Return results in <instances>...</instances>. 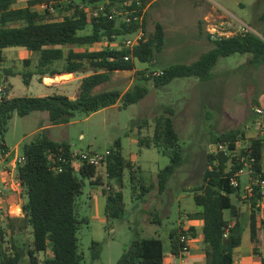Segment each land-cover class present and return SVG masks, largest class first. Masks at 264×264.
<instances>
[{
  "label": "trees",
  "instance_id": "1",
  "mask_svg": "<svg viewBox=\"0 0 264 264\" xmlns=\"http://www.w3.org/2000/svg\"><path fill=\"white\" fill-rule=\"evenodd\" d=\"M148 2L149 0H108L105 12L98 11V15L94 17L93 12L96 10L91 12L84 7L106 3L104 0H58L57 3L30 0L25 7H15L16 0H0V63L4 61L5 49L21 47L39 56L36 71L29 78L33 74L53 77L91 72L82 80L74 99L62 94L9 98L10 86L6 84V80L0 79V86L5 93L0 98V157L9 152L5 135L14 113L25 117L37 111L47 112L51 125L56 126L68 123L75 114L89 116L118 103L126 109L148 95V88L142 84L125 93L118 90L96 93L97 88L109 82L115 72L133 71V60L153 63L156 56L163 51V25L157 23L155 32L149 37L143 31L144 23L140 18ZM39 6L44 7L43 12L38 9ZM52 11H57L60 18H53ZM116 12L128 13L130 22H121L118 26ZM259 20L264 22V10L259 15ZM140 29L145 34V40L133 49L107 48L76 52L70 48L67 54L64 50L68 46H89L101 42L104 37L109 40L116 37L127 38ZM259 34L261 37L248 33L211 41L212 49L192 64L172 65L162 70L160 75H154L153 72L151 76L143 79L152 80L156 88H162L177 78L197 77L207 80L221 58L236 53H249L252 55V63H264V30ZM125 56H130V60L125 61ZM59 63H62V67ZM24 81L28 83L26 75ZM170 113H173L172 109ZM49 134V130H42L30 142L23 144L24 161L19 163L15 174L24 200L23 217L14 218V221L10 219L9 222L15 224L9 223V227L13 233L28 234L31 237L27 252L30 264H87L78 237L80 230L89 222L86 217L81 216L78 204L85 180L102 187L104 176L108 180V190L111 191L106 195L105 217L110 221L107 228L113 229V221L120 219L125 212L123 179L126 170H131L132 164L122 155L120 140L108 149L110 155L106 164L95 167L79 157H73V150L67 141H55ZM213 142L227 145L229 155L207 154L202 182L184 191L193 194L199 210L195 216L204 221L202 232L206 244V264H234V251L241 245L244 228L238 220L239 213L231 199L240 186L233 187L231 178L240 182L239 176H236L244 168L240 159L249 158L245 146L250 147V158L254 160L253 172L264 175V139L253 138L241 145L236 134L228 131L216 136ZM138 144L157 149L170 158V164L158 173V192L163 194L171 177L185 163L180 134L175 128L173 117H158L152 138H139ZM99 170L105 171L104 176ZM153 188L154 185L143 187V192L148 194ZM242 201L251 204V239L257 243L258 223L264 226V219L259 221L257 218V212L260 211L258 205L264 203V196L257 191L253 197ZM226 210L230 211L233 218H237L232 226L225 219ZM194 233L193 229L171 230V252L179 254L185 245L182 237H190ZM6 235V230L0 226V264H22L24 254L20 250H14L12 254L9 252L5 246ZM100 249L99 242L92 243L93 260L100 258ZM40 254L45 255L42 261L38 258ZM164 258L165 250L161 239L135 237L127 244L117 264H164Z\"/></svg>",
  "mask_w": 264,
  "mask_h": 264
},
{
  "label": "rangeland",
  "instance_id": "2",
  "mask_svg": "<svg viewBox=\"0 0 264 264\" xmlns=\"http://www.w3.org/2000/svg\"><path fill=\"white\" fill-rule=\"evenodd\" d=\"M28 1L30 0H17V7L26 6ZM104 2L106 3L87 5L84 8L91 12L94 10L105 12L108 0ZM38 9L43 12L40 6ZM263 10L264 0L156 1L147 11L143 10L140 20L143 19V31L147 37L155 32L157 23L164 26L163 51L156 56L153 63L133 60L135 71H118L111 81L96 90V93L112 90L124 93L142 84L148 88V95L126 109L118 103L117 107L102 109L89 116L75 114L68 123L51 129L49 135L53 140L67 141L73 150L79 152H104L114 147L115 142L120 140L122 155L132 164L131 170H126L123 179L125 212L120 219L113 221V229L107 228L110 221H107L103 212L107 192L111 191L108 190L110 185L104 176L105 171L99 170L104 176L103 187L85 180L83 194L78 204L81 216L86 217L89 222L80 230L78 237L87 264H117L127 244L135 237L161 239L167 254L171 230L178 229L179 220L184 215L188 216V220L192 219V211L197 208L193 194L184 190L202 182L207 154L212 151L215 137L233 131L241 145L250 140L249 130L254 128L250 119L255 116L254 109L264 106V63H252L251 54L236 53L221 58L207 80H200L197 77L177 78L162 88H156L152 80L143 78L172 65H190L209 52L213 44L206 39L204 27H207L209 32L217 28L220 33L226 34L223 35L225 37L231 36L230 33L237 34L236 23L247 24L258 34L263 32L264 22L259 20ZM116 14L118 26L121 22L126 24L131 20L126 12ZM51 15L55 19L60 18L57 11H52ZM125 42V37H116L112 40L104 37L101 42L89 46H68L64 50L67 54L70 48L89 51L123 49ZM11 51L26 52L31 68L37 65L39 57L38 54L21 47H10L4 51L5 60L0 63L2 76L0 79L6 80V84L10 86L9 97H40L51 93L36 77L32 79L30 85L23 81L21 73L27 67L22 60L23 54H14ZM61 65L62 63H59L60 67ZM142 72H145L143 73L145 75ZM47 82L53 84L58 80ZM76 83L77 81L71 82L73 85ZM70 91L72 89L66 92ZM170 109L173 110L172 114ZM47 116V112L39 111L25 117L14 113L5 135V143L9 148V162L15 164V171L22 157L23 144L30 142L41 132L42 127L48 125ZM160 116L173 117L185 158V163L171 177L163 194L158 192V173L170 164V158L157 149L138 144L139 138L145 140L152 138L155 120ZM240 181L243 192L248 176L241 175ZM112 185L115 186L113 182ZM152 185L154 188L151 192L148 194L143 192V187ZM232 198L236 200V194ZM1 201L2 199L0 210L3 211L5 205ZM250 212L252 213V209L248 206L240 208L238 220L244 229L250 224ZM257 213L263 217L264 209L260 208ZM226 218H230L229 211L226 212ZM10 219L15 220L12 215L0 212V226H3L7 233L5 246L11 254L14 250H20L24 254L22 264H30L27 252L30 249L31 237L28 234L13 233L9 225L15 223L9 222ZM260 227L264 235V226L260 224ZM249 235L250 230L243 231L242 244L235 250L236 257H241L243 264H251ZM93 242L101 244L100 258L97 260L92 258ZM44 256V254L38 256L40 261Z\"/></svg>",
  "mask_w": 264,
  "mask_h": 264
},
{
  "label": "crops",
  "instance_id": "3",
  "mask_svg": "<svg viewBox=\"0 0 264 264\" xmlns=\"http://www.w3.org/2000/svg\"><path fill=\"white\" fill-rule=\"evenodd\" d=\"M156 1H158V0H149L146 11L151 6H153V4ZM15 7H17V0H16ZM203 29H205L204 31H205L206 39L211 44L210 34L208 31V28L204 27ZM4 51H3V56H4ZM74 51L84 52L85 50L79 48L77 50L75 49ZM90 51H96V50H90ZM11 52L14 54H16V53H19V54L22 53L23 54V57H22L23 63L27 65L26 70H24V72L21 73L22 77H23V81H24V75H26L28 78L27 85H30L32 79L34 77H36V79L39 82H41L42 84L47 86L48 90H50L51 93H48V95L62 94V95H67L71 99H74L76 91H77L79 85L81 84L82 80L85 77L90 75L89 73L88 74L72 73V74L56 75V76L51 77V76H41V75H36V74L34 75L33 74L32 78H29V75L31 73L35 72L36 64L33 66V68L30 67L31 64L29 65V63H27V62H29V60H28L29 58L27 57V53L24 51H11ZM250 59H252V56H250ZM4 60H5V57H4ZM133 71H135V69ZM123 72H125V71H123ZM11 76H12V74H11ZM54 79L58 80V82H55L53 84H52V82H47V81L54 80ZM112 79H113V76H112L111 80ZM73 81H77L76 85L71 84V82H73ZM68 89H72V91H70L69 93L66 92ZM48 95L43 94L40 97L48 96ZM9 98H12V97H9ZM260 102L263 103V101H260ZM117 105H115L113 107H117ZM47 117L49 119V114ZM254 117L250 119L254 125V128L252 130H249V135H248L249 139H252L255 136H257L258 131H259L258 125L256 123V118H254ZM60 126H62V125L52 126L50 123V120H49L48 125L45 127H42V129L40 131L47 129V130H49V132H51V129H54V128L60 127ZM58 142H61V141H58ZM71 150H73L72 147H71ZM73 151H75V150H73ZM9 158H10L9 152L5 156L0 157V190H2V193L0 194V199H2L1 202H3L5 205L3 211L0 210V212L10 214L14 218H22L23 217L22 204H23L24 200L22 199V196H21L20 184L15 179V174H16L15 164L10 163ZM262 170L264 172V153L262 156ZM246 184H245V186H246ZM244 189H245V187H244ZM235 194H236V200H233V198H232L233 195L231 196V199H232V203L236 206L238 213L240 211V208H246L247 206L251 208L250 203L243 202L241 199V197L244 194V191L243 192L241 191V181H240V189ZM96 199H98V195H97ZM105 204H103L104 205V210H103L104 216H105ZM258 207L261 209L262 208L264 209V203H260L258 205ZM227 211H229V210H226L224 213L225 219L229 222V225L232 226L236 223L237 218H233L230 214V218L227 219L226 218V212ZM196 213H199L198 208H196L194 211H192V215H193L192 219L189 218V220H188V216L184 215L179 220V227L178 228H182L184 231L193 229L195 232L193 236L187 237L189 240V252H188V254L184 255L183 257H180L178 254L177 255L173 254L171 252V242H170L169 251L167 254L165 252L164 264H206V261H207L206 244L204 243V237H203V232H202L204 221L201 217L200 218H199V216L196 217L195 216ZM257 218L260 221L261 219H264V216L262 217V215L257 213ZM261 229L262 228L260 227V225L258 223L259 242H257V243L253 242L251 239L250 224L248 227H245V229H244V230H250V235H249V237H250V252L249 253H250V256L252 258L251 264H262V259L264 258V250H263L264 235L262 234ZM241 244H242V242H241ZM238 248H236V249H238ZM234 264H243L241 257H239V256L236 257L235 251H234Z\"/></svg>",
  "mask_w": 264,
  "mask_h": 264
},
{
  "label": "built area",
  "instance_id": "4",
  "mask_svg": "<svg viewBox=\"0 0 264 264\" xmlns=\"http://www.w3.org/2000/svg\"><path fill=\"white\" fill-rule=\"evenodd\" d=\"M44 8V7H43ZM94 17L98 15V11L93 12ZM111 18V17H110ZM137 18V17H136ZM135 18V20H136ZM141 19V18H140ZM236 27L238 28L237 34H248L253 33L256 35L258 34L254 28L251 26L244 24V23H236ZM228 26L231 27V24ZM210 34V41H215L220 38H225L226 35L224 33H220L219 29L214 28L213 31L209 32ZM236 34V35H237ZM231 36H234V33H230ZM229 36V37H231ZM145 40V34L140 29L136 33L130 35L126 38V42L124 44V48L133 49L135 46L139 45L141 42ZM125 61L130 60V56L124 57ZM162 72H155L154 75H160ZM4 89L0 86V98L4 95ZM254 114L256 116V123L258 125V135L255 138L264 139V106L258 107L254 109ZM247 153H249V158H241V162L244 163V168L241 169L236 173V176H240L246 174L248 176V183L245 186L244 194L242 196L243 200H247L254 196V194L259 191L262 196H264V175L263 174H255L252 169L253 158H250V147H244ZM211 153H224L225 155H229V150L227 145L225 144H214L212 146ZM110 155V151L106 150L104 152H79L73 151V157H79L82 161L87 162L89 165L100 167L103 164H106L107 158ZM24 158L21 157L19 163H23ZM4 171V170H3ZM231 185L235 188L240 186V182L236 180V178H231ZM2 190H0V194ZM227 237V235H225ZM182 241L185 243L184 247L182 248L181 252L178 254L180 257L188 254L189 252V240L186 236L182 237Z\"/></svg>",
  "mask_w": 264,
  "mask_h": 264
},
{
  "label": "water",
  "instance_id": "5",
  "mask_svg": "<svg viewBox=\"0 0 264 264\" xmlns=\"http://www.w3.org/2000/svg\"><path fill=\"white\" fill-rule=\"evenodd\" d=\"M258 36H260V35H258ZM261 37V36H260Z\"/></svg>",
  "mask_w": 264,
  "mask_h": 264
}]
</instances>
